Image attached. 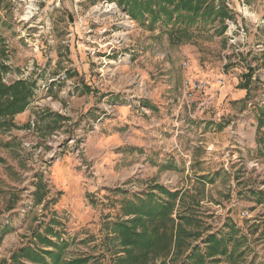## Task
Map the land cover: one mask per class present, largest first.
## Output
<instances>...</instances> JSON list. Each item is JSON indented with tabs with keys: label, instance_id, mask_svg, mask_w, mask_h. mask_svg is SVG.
Masks as SVG:
<instances>
[{
	"label": "rangeland",
	"instance_id": "1",
	"mask_svg": "<svg viewBox=\"0 0 264 264\" xmlns=\"http://www.w3.org/2000/svg\"><path fill=\"white\" fill-rule=\"evenodd\" d=\"M122 1H0L2 82L36 83L26 116L0 134V264L50 222L66 259L114 264L109 229L153 185L194 207L201 237L232 225L244 237L233 264H264V206L249 193L264 192V0H223L230 19L174 47ZM195 81L204 87L185 88Z\"/></svg>",
	"mask_w": 264,
	"mask_h": 264
},
{
	"label": "trees",
	"instance_id": "2",
	"mask_svg": "<svg viewBox=\"0 0 264 264\" xmlns=\"http://www.w3.org/2000/svg\"><path fill=\"white\" fill-rule=\"evenodd\" d=\"M122 6L133 20L148 30L159 24L160 30L168 37L169 45L173 47L192 42L193 28L199 24L205 26L217 20L223 24L226 19H230L223 0H123ZM223 30L224 26H221V32ZM1 43L0 39V134L16 129L14 119L31 104L36 89V83L29 80H17L10 84L2 82L1 76L6 73L7 66ZM260 55L264 56V51ZM251 74L249 72L244 89L251 81ZM262 118L259 115V124ZM57 119L63 120L60 116ZM257 143L264 153V139L259 138ZM3 146L6 145L0 140V147ZM249 193L258 204L264 206V192L252 190ZM178 199L180 202L183 200L179 191L171 192L162 185H153L142 196H136L135 201L128 202L125 212L128 219L112 223L106 236L108 241L118 243V248L112 252V262L140 264L149 261L150 254L162 257L171 254L175 258L184 255L182 264H220L223 257L225 264H233L240 257L234 251L244 237H237L232 225L227 227L229 231L223 236L211 233L201 237L194 207L185 204L176 208ZM56 225V222H50L42 231H33L31 243L13 252L9 260H3L1 264H97L96 259L90 256L66 259L64 251L67 241L55 230ZM186 227L195 230L187 231ZM192 238L201 239L205 247L203 251L197 245L187 244L186 241ZM259 240L264 242V230L259 234ZM230 241L234 245L229 249Z\"/></svg>",
	"mask_w": 264,
	"mask_h": 264
},
{
	"label": "built area",
	"instance_id": "3",
	"mask_svg": "<svg viewBox=\"0 0 264 264\" xmlns=\"http://www.w3.org/2000/svg\"><path fill=\"white\" fill-rule=\"evenodd\" d=\"M107 6H109L108 8H107V12H109V11H112V8L115 10V12L117 11V7L115 6V5H106V7ZM114 12V11H113ZM236 33L239 35V36H243L244 34H245V32H244V30L243 29H237L236 30ZM231 42H233L232 40H231ZM204 87V83L201 81V82H193V83H188V82H186L185 83V88H189V89H191V90H201L202 88Z\"/></svg>",
	"mask_w": 264,
	"mask_h": 264
},
{
	"label": "crops",
	"instance_id": "4",
	"mask_svg": "<svg viewBox=\"0 0 264 264\" xmlns=\"http://www.w3.org/2000/svg\"><path fill=\"white\" fill-rule=\"evenodd\" d=\"M224 93H225V92H224ZM26 111H27V110H26ZM26 111L23 112L22 114L18 115V116H17L18 119H22V118H24V117L26 116Z\"/></svg>",
	"mask_w": 264,
	"mask_h": 264
},
{
	"label": "bare ground",
	"instance_id": "5",
	"mask_svg": "<svg viewBox=\"0 0 264 264\" xmlns=\"http://www.w3.org/2000/svg\"><path fill=\"white\" fill-rule=\"evenodd\" d=\"M98 11V10H97Z\"/></svg>",
	"mask_w": 264,
	"mask_h": 264
}]
</instances>
